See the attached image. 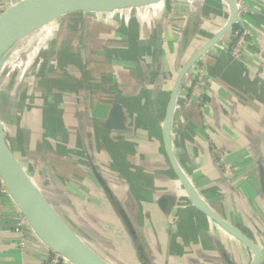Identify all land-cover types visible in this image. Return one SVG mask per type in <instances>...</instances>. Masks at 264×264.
<instances>
[{"label":"crops","instance_id":"0c3cea01","mask_svg":"<svg viewBox=\"0 0 264 264\" xmlns=\"http://www.w3.org/2000/svg\"><path fill=\"white\" fill-rule=\"evenodd\" d=\"M239 2L250 33L244 56L231 53L230 29L191 68L171 140L199 194L262 245L264 264V0ZM229 17L227 0L79 9L35 30L4 62L0 116L16 156L58 212L116 264L252 259L195 206L163 139L181 67ZM46 108L59 112L47 116ZM17 223L18 207L0 192V264H43L52 251L33 231L20 247Z\"/></svg>","mask_w":264,"mask_h":264},{"label":"water","instance_id":"95a60500","mask_svg":"<svg viewBox=\"0 0 264 264\" xmlns=\"http://www.w3.org/2000/svg\"><path fill=\"white\" fill-rule=\"evenodd\" d=\"M157 1L160 0H11V5L0 15V81L3 77L4 62L18 50L24 40L43 25L79 9L144 5ZM227 1L230 6L228 21L185 62L175 79L163 120V139L172 166L195 206L251 250L252 259L249 264H258L263 255L262 245L223 219L207 204L178 163L171 140L174 111L185 76L197 61L235 26L238 20L237 1ZM121 118L122 109L117 105L114 109L113 124L119 126L117 123ZM0 178L33 233L51 251L61 254L72 264H116L112 259L98 252L50 202L37 181L16 156L7 138L1 116Z\"/></svg>","mask_w":264,"mask_h":264},{"label":"built area","instance_id":"2783aa9c","mask_svg":"<svg viewBox=\"0 0 264 264\" xmlns=\"http://www.w3.org/2000/svg\"><path fill=\"white\" fill-rule=\"evenodd\" d=\"M239 5V17L235 24V26L232 28L233 30V40L230 45L231 53H233L236 57H242L244 56V52L247 47V38L250 36L249 30L246 29L244 25L243 18L241 17L242 11L240 8V2L239 0H236ZM7 6V0H0V15L5 11ZM200 60V59H199ZM198 60V61H199ZM197 61V62H198ZM197 74L199 75V79L196 81V85H202V77L204 75L203 69L200 67L197 68ZM204 103H202V108H204ZM224 167L226 168L227 172H231V165L229 163H225ZM0 192L6 196L10 197V194L0 178ZM15 230L20 234V240H19V246L24 248L27 247L29 237L28 233L29 231H32L30 228V225L28 224L27 220L21 213V211L18 209V223L15 227ZM43 264H72L68 259H66L61 254L52 251L44 260Z\"/></svg>","mask_w":264,"mask_h":264},{"label":"rangeland","instance_id":"374dc122","mask_svg":"<svg viewBox=\"0 0 264 264\" xmlns=\"http://www.w3.org/2000/svg\"><path fill=\"white\" fill-rule=\"evenodd\" d=\"M63 67H61V69H62ZM58 80L57 79H55L54 81H53V83H56ZM60 81V80H59ZM58 112L59 111H56L54 108H51V109H47L46 108V115L48 116H51V117H55V116H57V114H58ZM9 114H8V120H9V117H10V115L12 116V110L10 111V109H9V112H8ZM4 114V113H3ZM5 117H6V115H5ZM10 129H9V136L11 137V138H13L14 140H15V137H16V131H15V129H14V126L13 127H9ZM12 144V146L13 147H15V144L12 142L11 143ZM20 150V149H19ZM78 230V229H77ZM264 238V237H263Z\"/></svg>","mask_w":264,"mask_h":264}]
</instances>
